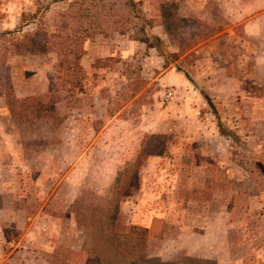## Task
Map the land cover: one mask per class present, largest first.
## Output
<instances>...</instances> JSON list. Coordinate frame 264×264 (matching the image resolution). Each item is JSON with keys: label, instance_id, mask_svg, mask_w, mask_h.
Returning a JSON list of instances; mask_svg holds the SVG:
<instances>
[{"label": "rangeland", "instance_id": "rangeland-1", "mask_svg": "<svg viewBox=\"0 0 264 264\" xmlns=\"http://www.w3.org/2000/svg\"><path fill=\"white\" fill-rule=\"evenodd\" d=\"M70 1L0 0V264H84L134 208L150 254L264 264V0L117 2L59 70L20 42Z\"/></svg>", "mask_w": 264, "mask_h": 264}, {"label": "trees", "instance_id": "trees-1", "mask_svg": "<svg viewBox=\"0 0 264 264\" xmlns=\"http://www.w3.org/2000/svg\"><path fill=\"white\" fill-rule=\"evenodd\" d=\"M117 2L125 7H130V12L136 16V18L141 19L140 15H142V9L140 1L109 0V2H103V0H72L69 2L66 9L59 13L52 39H49L47 42L39 41L37 37L25 34L20 44H22L25 49L55 52L57 54L56 66L59 70H80L79 58L84 52L82 46L83 41L94 33L106 32L100 25V16H116ZM126 16L127 15H122L113 20L116 30L117 28L125 27L127 23ZM7 34H10V32H7ZM4 35V33L0 34V37ZM66 56L70 58L67 59ZM21 101H23L21 103H24L26 99ZM41 109L40 107L37 110H33V112H40ZM47 109L49 110L50 108H43L45 111ZM37 114L41 115L42 113ZM131 228L141 231L140 228L135 226ZM129 236L130 235H128L127 240H129ZM127 240L126 244L128 243ZM141 240L140 238V241ZM123 246L125 247V245ZM106 250L101 249V253L111 252V249L107 247ZM104 264L111 263L105 262Z\"/></svg>", "mask_w": 264, "mask_h": 264}, {"label": "crops", "instance_id": "crops-1", "mask_svg": "<svg viewBox=\"0 0 264 264\" xmlns=\"http://www.w3.org/2000/svg\"><path fill=\"white\" fill-rule=\"evenodd\" d=\"M129 215H131L130 223L103 222L94 225L97 226L94 229L97 230L96 233L92 234L89 228L84 231L81 243L85 254L84 264H104L105 262L111 264H211L213 262L211 258L200 255L185 254L180 258L165 256L166 250L150 254L148 248L151 235L150 220L139 208L131 211L129 209ZM134 226L141 231L131 228ZM128 235H130L129 240H127ZM106 247L111 249V252L101 253V249L106 250Z\"/></svg>", "mask_w": 264, "mask_h": 264}, {"label": "built area", "instance_id": "built-area-1", "mask_svg": "<svg viewBox=\"0 0 264 264\" xmlns=\"http://www.w3.org/2000/svg\"><path fill=\"white\" fill-rule=\"evenodd\" d=\"M167 97H170L171 96V92L168 91L167 94H166Z\"/></svg>", "mask_w": 264, "mask_h": 264}]
</instances>
